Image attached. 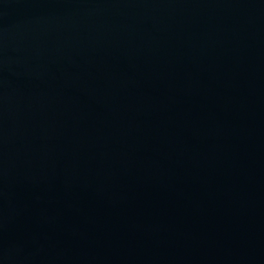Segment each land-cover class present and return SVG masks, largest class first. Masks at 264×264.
<instances>
[{"label":"water","instance_id":"1","mask_svg":"<svg viewBox=\"0 0 264 264\" xmlns=\"http://www.w3.org/2000/svg\"><path fill=\"white\" fill-rule=\"evenodd\" d=\"M0 264H264V0H0Z\"/></svg>","mask_w":264,"mask_h":264}]
</instances>
